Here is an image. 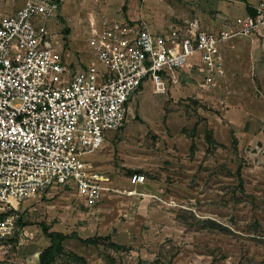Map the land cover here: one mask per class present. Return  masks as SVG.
Wrapping results in <instances>:
<instances>
[{
	"label": "rangeland",
	"instance_id": "rangeland-1",
	"mask_svg": "<svg viewBox=\"0 0 264 264\" xmlns=\"http://www.w3.org/2000/svg\"><path fill=\"white\" fill-rule=\"evenodd\" d=\"M25 2L0 0V20ZM125 3L108 0L111 16ZM103 5L69 0L46 21L76 69L94 61L89 18ZM131 5L153 31L186 20L178 0ZM254 41L225 46L227 78L216 87H202L196 72L166 94L144 84L125 125L88 159L110 179L100 204L87 208L69 185L25 201L0 264H40L51 245L44 225L68 236L55 264H264V55L250 53ZM135 172L145 196L117 192Z\"/></svg>",
	"mask_w": 264,
	"mask_h": 264
},
{
	"label": "built area",
	"instance_id": "built-area-1",
	"mask_svg": "<svg viewBox=\"0 0 264 264\" xmlns=\"http://www.w3.org/2000/svg\"><path fill=\"white\" fill-rule=\"evenodd\" d=\"M69 0H26L0 21V243L12 235L22 203L54 186L76 188L87 208L100 204L110 179L89 157L108 132L121 129L130 101L144 84L166 94L196 72L201 86L227 78L224 48L239 39L264 38V0L254 15L218 30L183 20L153 31L143 18L90 16L88 46L94 61L76 69L46 21ZM126 197L145 196L135 172Z\"/></svg>",
	"mask_w": 264,
	"mask_h": 264
},
{
	"label": "crops",
	"instance_id": "crops-1",
	"mask_svg": "<svg viewBox=\"0 0 264 264\" xmlns=\"http://www.w3.org/2000/svg\"><path fill=\"white\" fill-rule=\"evenodd\" d=\"M99 1L101 0H98V2ZM107 1L108 0H103L105 5H103L97 17L106 18L108 20H111L110 18L112 16L119 17V19L121 18V20H138L140 18H143L139 13H133L131 5L132 0H125L126 3L121 6L120 9L116 10L115 13H113V15L111 16L109 11L110 9L108 10ZM178 1L180 8L182 7L183 9L182 15L184 16V19H198L204 28L216 31L220 29L224 23L233 22L234 20L242 16L254 15L256 13V8L259 6L260 1L262 0ZM256 39H258V41L260 42L254 41V45L256 44V46H253L251 49L249 47L248 49H250V53L256 50L259 54L264 55V38Z\"/></svg>",
	"mask_w": 264,
	"mask_h": 264
},
{
	"label": "trees",
	"instance_id": "trees-1",
	"mask_svg": "<svg viewBox=\"0 0 264 264\" xmlns=\"http://www.w3.org/2000/svg\"><path fill=\"white\" fill-rule=\"evenodd\" d=\"M6 215L0 216L5 218ZM20 221V220H18ZM17 221V222H18ZM44 235L51 241V245L44 249L39 256L40 264H55L56 257L63 251V244L68 239V236L60 232L50 231V227L44 225L42 227Z\"/></svg>",
	"mask_w": 264,
	"mask_h": 264
}]
</instances>
